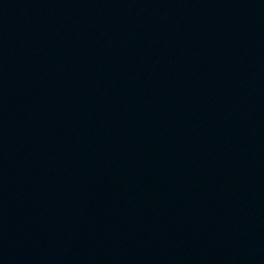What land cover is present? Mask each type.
<instances>
[{
  "label": "water",
  "instance_id": "obj_1",
  "mask_svg": "<svg viewBox=\"0 0 264 264\" xmlns=\"http://www.w3.org/2000/svg\"><path fill=\"white\" fill-rule=\"evenodd\" d=\"M0 264H264V0H0Z\"/></svg>",
  "mask_w": 264,
  "mask_h": 264
}]
</instances>
